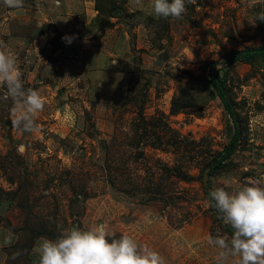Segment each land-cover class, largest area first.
Segmentation results:
<instances>
[{"label":"rangeland","instance_id":"rangeland-1","mask_svg":"<svg viewBox=\"0 0 264 264\" xmlns=\"http://www.w3.org/2000/svg\"><path fill=\"white\" fill-rule=\"evenodd\" d=\"M150 2L0 0V45L45 101L38 130L15 128L0 84V264H38L37 234L101 223L164 264H216L207 237L230 235L206 191L264 180V58L222 65L264 45V0H194L180 20ZM214 65L242 139L210 177L234 135Z\"/></svg>","mask_w":264,"mask_h":264},{"label":"clouds","instance_id":"clouds-1","mask_svg":"<svg viewBox=\"0 0 264 264\" xmlns=\"http://www.w3.org/2000/svg\"><path fill=\"white\" fill-rule=\"evenodd\" d=\"M3 3L9 8L23 6V0ZM188 4L194 0H151L150 7L156 18L180 20ZM256 21L264 22V11L256 14ZM0 84L6 86V96L13 102V127L38 130L36 117L44 110L45 101L38 90L24 87L16 56L2 45ZM209 196L217 218L232 229L231 236L217 232L207 237L208 245L218 249L216 264H264V180L249 179L231 190L217 186ZM33 251L38 264H164L157 251L140 247L129 235L116 238L102 223L84 229L65 228L55 238L41 237Z\"/></svg>","mask_w":264,"mask_h":264},{"label":"trees","instance_id":"trees-1","mask_svg":"<svg viewBox=\"0 0 264 264\" xmlns=\"http://www.w3.org/2000/svg\"><path fill=\"white\" fill-rule=\"evenodd\" d=\"M264 58V45L259 46V47H254V48H249V49H244V50H239V51H234L229 53L228 55L225 56L222 65L226 66H231L234 65L238 62H247V61H252L255 59H260ZM215 65L212 66L211 68V85L215 91L216 96L220 100L224 110L227 112L229 115L230 119L232 120L233 126H234V135L226 147L224 151L219 153L208 165L206 169V173L208 176L212 177L213 175L216 174L224 165V163L237 151L238 147L240 146L241 139H242V128L239 120V116L236 112L235 105L229 95V92L227 90V87L225 85V82L223 79L220 78L219 73L215 69ZM209 190L206 191V194L211 202V198L209 196ZM213 207V206H212ZM213 210L218 214L217 210L213 207ZM227 233L231 236L232 234V229L230 226L225 225ZM43 237L40 234H37L33 240H32V246L27 249L28 257L29 254L33 248V245L35 242ZM14 249L17 248V244L12 246ZM9 247V248H12ZM8 248V249H9ZM6 258L9 259V254L6 252Z\"/></svg>","mask_w":264,"mask_h":264},{"label":"crops","instance_id":"crops-1","mask_svg":"<svg viewBox=\"0 0 264 264\" xmlns=\"http://www.w3.org/2000/svg\"><path fill=\"white\" fill-rule=\"evenodd\" d=\"M33 263V262H32Z\"/></svg>","mask_w":264,"mask_h":264}]
</instances>
